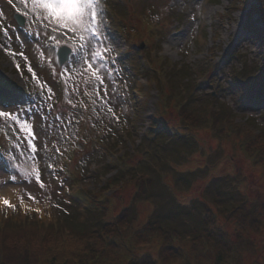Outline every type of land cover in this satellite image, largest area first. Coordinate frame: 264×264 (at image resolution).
<instances>
[{"label": "rangeland", "instance_id": "obj_1", "mask_svg": "<svg viewBox=\"0 0 264 264\" xmlns=\"http://www.w3.org/2000/svg\"><path fill=\"white\" fill-rule=\"evenodd\" d=\"M102 7L101 39L114 59L104 64L107 96L101 100L89 89L102 124H82V106L65 108L86 100L85 78L76 74L80 65L73 68L69 58L60 67L57 60L58 47L72 41L25 16L30 5L26 9L22 0H0V82L36 134L34 152L18 127L17 138L0 145V198L15 205L9 209L0 199V228L27 227L28 246L38 233L35 219L42 245L72 254L88 247L122 263L146 256L158 264H264V103L249 102L240 87L264 69V44L250 30L251 23L264 34L257 12L264 11V0H103ZM120 78L137 93L120 90ZM57 79L66 86L64 96ZM119 119L128 128L125 141L106 154L90 141L103 135V124L114 127ZM151 127L166 150L141 142ZM175 135L170 139L190 137V143L167 141ZM120 155L119 165L107 167ZM120 167L146 172L141 189L130 177L107 185ZM223 192L230 197L216 202ZM243 197L250 203L234 212ZM205 203L214 210L209 225Z\"/></svg>", "mask_w": 264, "mask_h": 264}, {"label": "snow or ice", "instance_id": "obj_2", "mask_svg": "<svg viewBox=\"0 0 264 264\" xmlns=\"http://www.w3.org/2000/svg\"><path fill=\"white\" fill-rule=\"evenodd\" d=\"M22 2L26 9L30 5L29 11L24 13L25 16L33 15L34 19L39 20L45 29L50 28L53 33H59L72 41L71 46H69L70 63L73 68L80 65L76 74L85 78L86 87L91 83V93L103 100L108 94L104 86V73L107 71L104 64L112 59V47L110 45L104 46L101 39L105 32L107 19V13L102 7L103 0H22ZM2 15L0 13V17ZM5 35H7L6 32ZM49 39L55 41L57 45L60 44V40L56 39L55 36H50ZM0 47L4 46L0 45ZM5 50L8 49L5 48ZM10 54L23 56V53L13 52ZM16 67L19 70L20 65L17 64ZM28 70L32 72L31 67ZM65 71L71 75L70 69L66 68ZM33 78L35 79V73H33ZM76 88L77 84L74 83L73 89ZM101 91H103V96L100 95ZM85 94L88 95L89 92L86 91ZM48 98L50 100L51 96L49 95ZM16 103L11 90L6 84L0 82V118L11 121L14 130L18 127L19 133H22L23 137L29 141V147L34 152L36 148L32 141L36 134L27 121L20 120L18 110H14ZM72 106L75 107V104ZM85 110H87V105H85ZM108 111L112 112V108L108 107ZM56 151L59 153V149ZM7 163L11 164L12 161L8 160ZM32 172L35 173L37 182H40L39 169L35 163L32 166ZM40 187H44L42 182H40ZM0 199H2L5 207L15 209V205L8 199ZM29 199L35 200L31 196Z\"/></svg>", "mask_w": 264, "mask_h": 264}, {"label": "trees", "instance_id": "obj_3", "mask_svg": "<svg viewBox=\"0 0 264 264\" xmlns=\"http://www.w3.org/2000/svg\"><path fill=\"white\" fill-rule=\"evenodd\" d=\"M257 12L261 15V20L264 23V11L262 10L260 12V10H258ZM250 30H251V33H253L255 37L259 39L261 44H264V38H263L264 34L257 31L256 28L253 27V24L251 23H250ZM236 80L237 79H235V81ZM246 80L245 81L242 80L243 83L240 86L241 88L242 86L244 87V92L246 93V96L249 102L251 103L253 102L255 104L264 103V69L262 71V74H259L257 77H255V79L250 80V81L248 80L246 81ZM134 90L135 88H131L132 95H135L137 93L136 90L135 91ZM215 96L216 97L218 96L217 92L215 93V95H213L212 93L209 94L208 95L209 100L213 101ZM93 121L99 122L100 124H102V119L96 120L94 118ZM9 125L11 124L9 123ZM103 125H105L103 126V128H101V129H104L103 135L100 138H93L90 142L96 141L98 143V146H100L101 149L103 150V152H106V154L107 153L112 154L115 152V150H117L120 144H122V142L125 141L124 139L125 137H123V131L128 128L126 127L125 123L116 124L114 127L112 124H109V125L103 124ZM163 127L170 129L169 127L166 126L165 123H163ZM9 128L10 127H8L6 122H2L0 124V145L4 144L3 142H6V141L11 142L15 138H17V135H18L17 131H15L14 128H11V129ZM110 128H113L112 130L115 129V131L117 130L116 134H111ZM154 129L155 128L151 127V129L147 131V134L142 138L143 140H141V142L148 139L150 144H155V143L157 144L155 147V151L159 150V148H161L162 150H166L165 147H163L164 144H162V142L165 139L158 137L157 133L154 132ZM83 130L84 129H82L81 127L80 131H83ZM171 137L175 138L177 136L176 135L169 136V138H167V141L168 142L171 141L173 142V144H177L183 141H185L183 144H186V142L190 143L189 141L190 137L187 138V140L180 139L179 141H175L174 139L171 140L170 139ZM83 141H86L88 144L89 139L87 140L83 139ZM77 144H80V141ZM139 146L140 144H138L137 147L139 148ZM74 147H78V145H75ZM123 156L124 155L118 156L117 160L114 161V164L109 163L107 167L111 168L112 165H119L120 159H122ZM154 157L155 159L157 158V160L160 159V155L158 153H156ZM124 168L126 167H122V168L120 167L119 170L117 169L116 173L114 175H111L107 179V185L110 183V181H112L111 183H113L114 180H118L120 183H123L125 179L130 177L132 179H135L136 182H138V185L141 189V187L144 185L143 174H145L146 172H142L138 170V167H134V169L131 167L126 168V169ZM147 168L150 169V167H147ZM110 172L111 171H108L107 173H105V176L108 175ZM120 173H122L123 175L122 178H119ZM180 174H186V173L180 172ZM146 178H148L147 180H150L148 176ZM240 191H243V190L239 188V192ZM221 192L222 191H219L218 194H221ZM220 196H221L219 198L220 200H216V202L222 201L223 196L225 199L229 198L230 193L223 192V195H220ZM249 203H250V199L248 197H243L240 205L235 206L233 208L234 212H239V213L243 212V210L248 206ZM179 204L181 203L179 202ZM205 206H206L205 208L208 211L206 210L205 212H203L204 215H206L204 219H205V222L208 223L209 225L212 223V219L214 218V216L212 217L214 210L211 208V206L208 203L207 204L205 203ZM33 221H35L33 223L34 226L38 225L36 226V228L39 227L38 229H36L38 233H36L35 238L32 239L34 240L32 242L33 245L29 244L27 246L28 244L26 243L27 238H25V234H28L26 232L28 231L27 227H21V226L7 227L8 225L7 226L5 225L3 228H0V264H158L154 260L148 259V257L146 256L143 258L144 260L142 262L141 261H128V262L122 263L119 260L117 261L116 259H111L110 257L105 255L101 251H98L96 249L92 250V249H89L88 247H86L85 252H77V254L57 251L52 246L42 245V240H41L42 237L39 236V233L41 231L40 229L42 227L39 224V221L35 219H33ZM48 226H50L48 228H50L51 230H52V227H54L53 225H48ZM56 232L58 234L62 233L61 230H57ZM211 233L213 234V230ZM26 236L28 237V235ZM37 238L39 239L37 240ZM76 241L83 243L85 242V238L83 236L80 239L78 238ZM36 243H37V246H36ZM169 247L172 249H177V247L172 246V245H170Z\"/></svg>", "mask_w": 264, "mask_h": 264}, {"label": "water", "instance_id": "obj_4", "mask_svg": "<svg viewBox=\"0 0 264 264\" xmlns=\"http://www.w3.org/2000/svg\"><path fill=\"white\" fill-rule=\"evenodd\" d=\"M18 19V21L23 24L24 23V20L23 18H21L20 16L17 15L16 17ZM59 58H60V62L61 64H64L68 58H69V48L68 47H62L60 49V52H59Z\"/></svg>", "mask_w": 264, "mask_h": 264}]
</instances>
